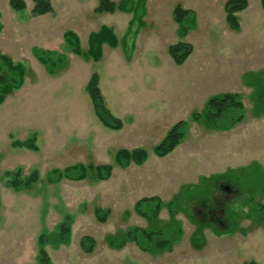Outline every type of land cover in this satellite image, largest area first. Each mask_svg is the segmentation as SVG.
<instances>
[{
	"label": "rangeland",
	"instance_id": "rangeland-1",
	"mask_svg": "<svg viewBox=\"0 0 264 264\" xmlns=\"http://www.w3.org/2000/svg\"><path fill=\"white\" fill-rule=\"evenodd\" d=\"M24 1L25 9L17 11L8 0H0V51L21 56L26 66L25 85L6 94L0 104V264H36L40 241L48 264H264V224L257 213V203L264 204V183L255 188L251 176L256 173L251 161L264 165V145L258 143L260 138L264 142V114H254L252 87L241 76L264 70L260 0H247L237 13L239 31L226 20V0H134L138 19L131 24L132 12H102L98 0H51L52 15L43 20L31 13L32 2ZM176 7L190 10L194 18L183 37L193 45V54L180 65L167 51L180 39ZM50 23L56 29L46 44L68 60L51 75L28 49L42 41L30 32L26 36L35 24ZM101 26L113 29L118 44L105 46L102 58H88V34ZM69 28L78 34L82 55H74L62 40ZM92 73L104 104L120 120L119 129L104 127L93 114L84 88ZM154 75L165 83L169 79L172 86L185 81L186 88H197L187 106L168 120L155 121L157 113L145 110L135 115L133 96L145 92L148 77ZM204 75L213 76L217 87L210 91ZM219 92L239 93L244 106L243 119L226 131L191 120L189 114L203 110L202 97ZM40 104L43 109L36 108ZM178 120L186 123L179 145L162 158L154 156L152 146ZM249 133L255 134L254 156H248L243 141ZM32 137L36 149L16 144ZM136 147L146 150L143 162L122 167L113 161L118 149ZM77 163L111 164V174L104 180L89 175L48 181L49 171ZM17 167L23 178L36 171L30 188L9 185L4 171ZM189 186L199 190L182 196ZM152 195L162 201L156 222L134 209L138 199ZM171 200L174 214L166 206ZM172 220L179 222L182 235L162 256L142 252L130 241L121 248L108 243L109 237L130 227L155 229ZM83 237L92 239L88 252L81 248Z\"/></svg>",
	"mask_w": 264,
	"mask_h": 264
},
{
	"label": "trees",
	"instance_id": "trees-1",
	"mask_svg": "<svg viewBox=\"0 0 264 264\" xmlns=\"http://www.w3.org/2000/svg\"><path fill=\"white\" fill-rule=\"evenodd\" d=\"M32 2L31 13L35 16L42 15L52 11L51 0H30ZM264 5V0H260ZM11 8L21 11L25 9L24 0H8ZM247 4V0H226L224 7L226 10V20L233 28H238L237 13ZM115 6V7H113ZM98 10L102 12H110L113 9L118 11L132 12L134 19H138L136 15L137 9L134 0H119L116 4L112 0H98ZM178 12V35L180 37L174 43L167 47V51L176 64H181L190 55L192 46L189 42L183 40L184 34L188 27L193 26L194 18L190 10L176 7ZM139 26V20L137 28ZM137 28L134 32H136ZM1 30V24H0ZM63 40L68 49L76 54L82 55V49L78 35L67 29L63 32ZM88 47L86 55L92 59H99L102 54V44L108 43L111 46L117 44V38L111 28L101 26L96 32H90L87 38ZM36 58L47 68L48 72L53 73L58 68H62L66 64V57L56 51L43 50L37 47L32 49ZM25 67L19 61H14L9 56L0 52V103L3 102L4 96L14 89L19 88L24 80ZM244 84L252 87L250 100L252 102L253 111L256 115L264 114V70L253 72L249 71L242 75ZM85 91L91 101L93 113L100 123L108 129H119L120 120L114 116L104 104L102 95L97 85L95 73H92L85 85ZM244 106L239 93L224 92L214 94L207 98L204 108L201 112H192L190 119L194 121H202L216 130H227L241 121L244 117ZM186 123L184 120H178L173 123L165 132L161 140L152 146L151 151L156 157H164L169 154L182 140L185 135ZM27 148L36 149L34 138H30L24 142H16ZM146 150L136 147L131 151L118 149L113 155V161L122 167L130 162L140 163L146 159ZM252 182L255 188H260L264 183V170L258 166H253ZM111 164L85 165L77 163L67 165L62 169L51 170L47 173V179L50 182H58L61 179L68 181L82 180L91 175L98 180L107 179L111 174ZM242 170V169H240ZM248 170V169H247ZM5 176L8 178L9 185L19 190L21 188H30L37 178L36 171L31 172L28 176L22 177L20 168L13 170H5ZM250 176V177H251ZM206 180V178H202ZM199 190V187L189 186L183 189L182 196ZM162 206V201L155 195L144 196L134 203V209L143 218L150 222H156L157 214ZM170 214H174L175 202L168 201L166 204ZM257 213L259 220L264 224V204L257 203ZM234 230V229H233ZM182 230L179 222L172 220L155 229H144L138 226L128 228L124 233L111 236L108 239L110 246L121 248L127 241L133 242L141 251L151 253H161L169 250V247L180 239ZM40 241L38 248L36 264H48L45 250ZM92 239L83 237L81 239V248L88 252L92 248ZM255 264V263H249Z\"/></svg>",
	"mask_w": 264,
	"mask_h": 264
},
{
	"label": "crops",
	"instance_id": "crops-1",
	"mask_svg": "<svg viewBox=\"0 0 264 264\" xmlns=\"http://www.w3.org/2000/svg\"><path fill=\"white\" fill-rule=\"evenodd\" d=\"M52 8H53V5H52ZM54 10V9H53ZM119 12V11H118ZM120 12H122V13H129V12H124V11H120ZM133 14V13H132ZM52 14H51V12H48V13H45V14H42V15H37V16H35V18H40V20H43V18H45L46 16H51ZM133 18H134V15H133V17H131V19H130V24L132 23V20H133ZM119 22L118 23H120V20H118ZM137 23H138V21H137ZM129 24V23H128ZM107 27H109V26H107ZM56 29V27L55 26H53V24L52 23H50L49 25H40V24H35L34 25V27H32L31 28V30L30 31H27L26 32V36H28V34L27 33H29L30 32V36H32V38L33 39H35L36 41H42L41 42V44H38L39 42H37V44H33L30 48H28L29 49V52H32V54H33V56L36 58V56L34 55V53H33V51H32V49L34 48V47H37V48H40V49H43V50H48V51H55L56 49H54L53 47H50V46H48V44H46V42H47V40H48V38H49V32L51 33L52 32V29ZM109 28H111V27H109ZM136 28H137V26H136ZM135 28V29H136ZM70 30H71V28H69ZM135 29H134V31H135ZM239 29H240V26H238V29H233V31H236V30H238L239 31ZM111 30L113 31V29L111 28ZM133 31V33H135ZM137 31V30H136ZM237 31V32H238ZM77 34V33H76ZM78 35V34H77ZM116 36V35H115ZM116 38H117V36H116ZM23 39V38H22ZM26 39V38H25ZM24 39V43H25V45L26 44H28V42H29V40H28V42L26 41ZM62 40H63V32H62ZM79 41H80V39H79ZM117 41H118V38H117ZM63 42H64V40H63ZM43 43V44H42ZM61 44V43H60ZM65 44V43H64ZM117 44H118V42H117ZM117 44L116 45H114V46H111V45H109L108 43H103L102 44V51H103V49L104 48H106L107 46H111L112 48L113 47H116L117 46ZM65 46H66V44H65ZM81 46V45H80ZM106 46V47H105ZM192 46V51H191V53H190V55L185 59V61H187V59L191 56V54H193V45H191ZM3 49V48H2ZM14 50L15 49H11L10 51H12V52H14ZM23 51V50H22ZM1 53H3V54H5V55H7V56H9L10 58H12L14 61H19V62H21L22 64H23V59H22V57L21 56H14V54H12V53H10L9 51H4V50H2V51H0ZM56 52H58V51H56ZM58 53H60V52H58ZM61 54V53H60ZM74 54V53H73ZM169 54V53H168ZM64 55V54H63ZM74 55H76V54H74ZM103 55V54H102ZM102 55L100 56L101 58H102ZM65 56V55H64ZM77 56H79V55H77ZM170 56V55H169ZM15 57H16V59H15ZM88 57V56H87ZM88 58H90V57H88ZM171 58V57H170ZM37 59V58H36ZM172 59V58H171ZM38 60V59H37ZM101 60V59H100ZM39 61V60H38ZM66 61H68L67 60V57H66ZM99 61V60H98ZM173 61V60H172ZM184 61V62H185ZM40 62V61H39ZM183 62V63H184ZM203 62H207L206 60H203ZM41 63V62H40ZM42 64V63H41ZM66 64H67V62H66ZM66 64H65V66H66ZM176 64V63H175ZM182 64V63H181ZM24 65V64H23ZM43 65V64H42ZM176 65H180V64H176ZM44 66V65H43ZM65 66H63V67H65ZM24 67H26L25 65H24ZM62 67V68H63ZM46 68V67H45ZM58 69H60V68H58ZM58 69H56V71L58 70ZM25 70H26V68H25ZM46 71L48 72V70H47V68H46ZM55 71V72H56ZM55 72H53V73H50V72H48L50 75L51 74H54ZM219 72V71H218ZM212 73H213V71H212ZM217 73V72H216ZM84 74H86V73H84ZM26 75V74H25ZM212 75V74H211ZM88 76V75H87ZM241 76H242V73H241ZM240 76V77H241ZM213 77V76H212ZM212 77L211 76H209V78H208V76H206V75H204L203 76V78H204V82L205 83H207V87H211V88H209L210 89V91H211V89L213 88V87H217V83H218V81H216V83L214 82L213 83V81H212ZM217 77V75L215 74V78ZM86 78H88V77H86ZM211 78V79H210ZM222 78L224 79V80H226V78H227V75H222ZM168 81L165 83V78H163V77H161V76H158V75H154V76H149L148 77V81L147 82H149L148 84H147V90L145 91V92H143V90L142 91H140V92H137V93H135L134 94V96L133 97H135L136 98V101H133V103L134 104H136L137 105V111H136V116H139L138 114L139 113H142L144 110L146 111V113L148 114L149 112H151V113H153V114H155V113H157V115H158V117H156L157 119H154L155 121H163V120H168V118H170V116L172 115V113L174 112V111H176V110H179V109H181V108H183V107H186L187 106V99L189 98V97H191V93H192V90H194V89H197L196 88V86L194 85H190L188 88H186L187 87V85H185L184 83H185V81H184V83L183 82H179L180 84H178L177 86H172L171 85V82H169L170 80L169 79H167ZM85 81H87V80H85ZM196 81H197V79H196ZM181 83H183V84H181ZM169 84L173 87V88H171V90H168L167 89V87L169 86ZM25 85V76H24V80H23V83H22V85L19 87V88H17V89H14L13 91H16V90H19V89H21L23 86ZM152 87V88H151ZM164 87L167 89L166 91L164 90V91H162V89H164ZM85 88V87H84ZM12 91V92H13ZM86 92V91H85ZM11 93V92H10ZM9 93V94H10ZM220 93H223V92H219V93H215V94H220ZM208 94H210V93H208ZM210 95H208V96H204V97H202V103L204 104L205 102H206V100H207V98L209 97ZM47 97L49 98V99H51L52 97L51 96H49V95H47ZM3 103V102H2ZM2 103H0V104H2ZM40 107H42V109H43V104L41 105H38V106H36V108L37 109H39ZM93 110V109H92ZM191 110V109H190ZM192 111L193 110H191V111H189V114L190 113H192ZM94 114V113H93ZM149 122V121H148ZM172 125V124H171ZM170 127V126H169ZM168 127V128H169ZM167 128V129H168ZM261 132L263 133V135H264V127H262L261 129ZM224 131H226V130H224ZM2 136L4 135V137H5V132H3L2 134H1ZM249 135V136H248ZM246 134L244 137H243V141H244V144H245V147L248 149L247 151H248V153H250V154H248V156H251V155H253V153L255 152L254 151V137H255V134H253L252 135V137H251V135H250V133L249 134ZM6 138V137H5ZM7 139H8V141H9V144H11L12 142H11V140H12V138L10 137V133L7 135ZM246 140V141H245ZM215 142V141H214ZM258 143H261V144H263L264 145V142H263V140H262V138H260L259 139V141H258ZM228 144V143H227ZM179 145V144H178ZM234 146V143H231V144H229V148L230 147H233ZM177 147V146H176ZM27 148V147H26ZM28 149H31V148H28ZM174 150V149H173ZM211 151H212V149H211ZM211 156H212V154H211ZM254 156V155H253ZM252 156V157H253ZM147 158V157H146ZM162 158V157H161ZM198 158L200 159V156H198ZM212 159H213V156H212ZM222 159V158H221ZM231 162L232 163V159L231 158H229L228 160H227V157H226V160H225V162ZM222 162H224V161H222ZM251 163L252 164H254V165H256V166H258V167H260L261 169H263L264 170V165L262 164V163H259L256 159L255 160H253V161H251ZM231 167V166H230ZM227 168V171L228 170H230L231 168H233V167H231V168ZM239 168V167H238ZM8 170H10V169H8ZM201 176H204V175H201ZM142 252H145V253H148V254H150V255H152V256H162L163 254H165V253H167V252H170V250H166V251H163V252H161V253H151V252H147V251H142ZM220 264V263H219Z\"/></svg>",
	"mask_w": 264,
	"mask_h": 264
}]
</instances>
